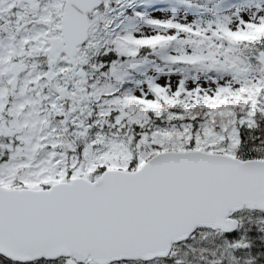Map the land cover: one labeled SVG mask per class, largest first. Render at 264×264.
<instances>
[{
    "label": "snow or ice",
    "instance_id": "snow-or-ice-1",
    "mask_svg": "<svg viewBox=\"0 0 264 264\" xmlns=\"http://www.w3.org/2000/svg\"><path fill=\"white\" fill-rule=\"evenodd\" d=\"M0 264H264V0H0Z\"/></svg>",
    "mask_w": 264,
    "mask_h": 264
}]
</instances>
